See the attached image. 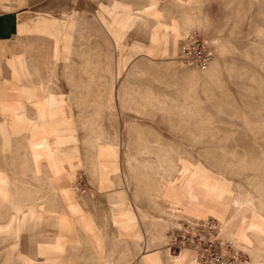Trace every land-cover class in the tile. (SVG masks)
<instances>
[{
	"label": "rangeland",
	"instance_id": "obj_1",
	"mask_svg": "<svg viewBox=\"0 0 264 264\" xmlns=\"http://www.w3.org/2000/svg\"><path fill=\"white\" fill-rule=\"evenodd\" d=\"M52 1L60 8L56 15L66 18L58 22L70 34V51L56 56L57 42L50 38L0 50V99L27 101L10 65L22 54L35 84L43 80L64 100L65 115L79 137V153L74 167L60 158L66 170L62 186L74 189L76 201L103 239L101 257L86 240L88 263L143 264L152 255L172 264L183 250L190 251L193 260V251L178 250L172 235L188 222L213 221L221 238L234 245L239 258L235 264H264V236L252 234L257 253L237 237L242 217H264V0ZM126 4L132 7L129 13ZM113 22L115 29L108 26ZM192 32L213 52L207 68L182 60L181 44ZM41 94L46 97V92ZM50 103L56 107L59 101L53 97ZM26 105L35 117L33 105ZM46 113L40 109L31 120L34 137L62 131L63 122L54 120L52 128L48 126ZM7 121L11 128L12 114ZM9 134L6 146L8 140L0 132V167L11 178L14 199L26 204L50 197V180L45 171L37 176L26 133L9 129ZM55 138L50 137L54 149ZM103 146L119 161L114 165L120 172L109 176L112 188L102 185L97 168V151ZM198 171L216 177L231 198L254 204H230L225 228L218 217L223 197L196 180ZM189 181H197L202 196L213 201L211 208L190 212L167 198L169 185L183 188ZM116 189L127 193L126 205L137 214L139 225L132 232H123L114 222L118 210L109 191ZM0 213V222H8L15 209L2 204ZM42 224V235L56 233L54 216ZM22 241L16 232L0 235V264H23Z\"/></svg>",
	"mask_w": 264,
	"mask_h": 264
},
{
	"label": "crops",
	"instance_id": "obj_2",
	"mask_svg": "<svg viewBox=\"0 0 264 264\" xmlns=\"http://www.w3.org/2000/svg\"><path fill=\"white\" fill-rule=\"evenodd\" d=\"M50 1L0 0V50L7 49L9 52L10 48L22 44L25 40L50 38L57 42L55 45V50L57 49L56 56L68 53L71 47L70 34L65 32L66 28L62 31L58 22L66 18H60L56 15L60 8H57L55 3L53 1L51 3ZM119 4L121 2H116L114 5L117 6ZM126 5L128 6L126 12L129 13L132 7L129 4ZM116 25L114 22L108 24L113 29L116 28ZM68 27H70V24ZM117 28L119 27L117 26ZM115 32L119 34L121 29H117ZM7 55L17 56L18 54L10 53ZM10 65L14 70V77L18 75L17 78L23 83L25 90L22 95L27 101L17 100L15 102H8L0 99V132L8 140L5 143L6 146L10 145L11 134H9V129L12 134L26 133L27 146L36 165V174L38 177H41L42 172H46V178L50 180L52 195L38 202L35 200L25 204L22 201H16L14 199L11 178L0 167V208L2 204L11 203L15 209V215H13L10 221L0 222V235H10L16 232V235L22 238L20 252L23 264H89L88 242L86 240L90 239V242L95 245L92 246L96 248L95 254L101 257L103 250L101 249L103 244L101 230L92 218L83 212L82 207L76 201L74 189L71 186H62L66 170L60 158L69 159L70 165L75 166L72 161L75 158L78 159L79 137L77 131L71 126V118L68 119L65 115L64 100L58 98L49 90L43 80L39 82V86L35 84L34 74L28 66V60L25 55H18L16 59L10 61ZM43 92H46V97H42L41 93ZM53 97L59 101V104L51 108L49 103ZM46 101L48 105L44 106ZM27 102L35 108V117H31L28 114ZM40 109L42 111H53L54 120L57 123L63 122L65 124L63 128L61 125L57 129L60 130L62 128V131L53 133L52 136L74 138V140H70L68 143L57 145L55 149L52 147V150L47 151L56 155L52 161L41 159L39 162H36L33 157L34 147L30 144V141L35 135L27 125L28 122L38 117ZM1 113L5 115L1 116ZM8 114L13 115L11 128H9V124L7 123ZM97 154V168L100 172L102 185L112 188L114 183L109 176L111 172H120L119 169L115 170L116 165H114L119 162L117 156H114L113 150L104 146L101 150L97 151ZM109 197L113 207L118 210L114 214L115 224L119 225L123 232L129 233L135 230L139 223H136L134 220L137 214L133 207L126 205L128 200L127 193L122 189L111 190L109 191ZM17 208L23 211L17 210ZM36 213H41L44 220ZM1 214L3 215V213H0V217H2ZM25 215H29L32 219L38 218L40 222L36 223V225L30 224L24 227L20 224V221ZM51 216H54L56 221V233L51 236H44L41 234L40 227L46 218H51ZM79 229L83 230V236L82 230L79 232ZM161 234L162 231L159 232V235ZM145 255H143L142 262ZM2 261L3 257H1V263Z\"/></svg>",
	"mask_w": 264,
	"mask_h": 264
},
{
	"label": "bare ground",
	"instance_id": "obj_3",
	"mask_svg": "<svg viewBox=\"0 0 264 264\" xmlns=\"http://www.w3.org/2000/svg\"><path fill=\"white\" fill-rule=\"evenodd\" d=\"M144 32H146V31H144ZM49 104L51 105V108H54L53 103H49ZM53 114H54L53 111H50V112L47 111V113H46L47 123H48V126L51 128H52L53 121H54V119H53L54 115ZM51 116H52V118H51ZM27 126L31 130L35 129V125L32 121L28 122ZM41 127H42V125H38V128H41ZM51 136L52 135H50V136L41 135L39 137H34L32 139V142H33L32 145L34 147L33 148L34 149L33 157H34V160L36 162H39L41 159H45L47 161L48 160L52 161L54 156H56L52 152L51 153L47 152L48 150H52V147H53V143L51 142V139H50ZM58 139L55 138V142H54L55 146L60 145V143H62V142L63 143L68 142L70 140V138H64V137H59ZM197 173H198V175L196 174V180H198V179L201 180L202 185H204V186L214 187V190H216V191L218 190L220 196L223 197V202H221L218 205V211L221 212L218 215V217L222 221V223L224 224L225 228L228 227L225 211L229 208L230 204H235L238 207L243 206L244 204H246V205L247 204H249V205L254 204V203H252L253 201H248V200L243 201L242 199H241L242 201H240V199L235 200V199L231 198L230 191H228V189H226V188H222V187L220 188V186L217 185L216 177H213L208 172L198 171ZM164 193L166 194L167 198L172 203H174L176 205H182L183 208H185L186 210H188L190 212L201 211L205 206H208L209 208L212 207L213 201H211L210 199L206 200L202 196V193L197 186V181H189L185 184V186L183 188H179L176 185H169ZM255 204H256V201H255ZM19 208H17V210ZM19 210H22V209H19ZM241 210H242V208H241ZM39 222H40V219H32V218H30L29 215H25L23 218H21L20 224L24 227H27L30 224L36 225V223H39ZM229 222H230V220H229ZM237 229H238L237 230L238 231L237 237L239 238V240L242 241L243 243H245L246 245H248L251 248V251L254 250V252L257 253L258 249L253 246L254 242H253V238H252L253 235L252 234H257V235H260L262 237L264 236V217L260 214L252 215L250 218L242 217V221L240 222L239 226H237ZM147 256H148L146 259L147 263H145V264H162V262L159 258L152 259V255H147ZM173 258H174V260H173L172 264H178V263L179 264H196L192 260L191 253L188 250H183L178 257H173ZM254 264H256V263H254Z\"/></svg>",
	"mask_w": 264,
	"mask_h": 264
},
{
	"label": "built area",
	"instance_id": "obj_4",
	"mask_svg": "<svg viewBox=\"0 0 264 264\" xmlns=\"http://www.w3.org/2000/svg\"><path fill=\"white\" fill-rule=\"evenodd\" d=\"M181 57L187 65H198L207 68L213 52L209 43L192 32L187 34L181 44ZM172 235V244L178 248H188L193 251L196 264H235L238 254L229 240H223L213 221L205 223L188 222Z\"/></svg>",
	"mask_w": 264,
	"mask_h": 264
}]
</instances>
